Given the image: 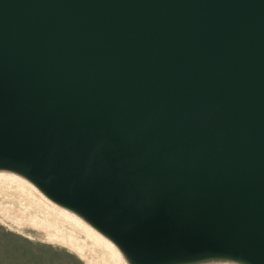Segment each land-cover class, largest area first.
Segmentation results:
<instances>
[{
    "label": "water",
    "instance_id": "95a60500",
    "mask_svg": "<svg viewBox=\"0 0 264 264\" xmlns=\"http://www.w3.org/2000/svg\"><path fill=\"white\" fill-rule=\"evenodd\" d=\"M0 169L130 264H264V0H0Z\"/></svg>",
    "mask_w": 264,
    "mask_h": 264
},
{
    "label": "rangeland",
    "instance_id": "374dc122",
    "mask_svg": "<svg viewBox=\"0 0 264 264\" xmlns=\"http://www.w3.org/2000/svg\"><path fill=\"white\" fill-rule=\"evenodd\" d=\"M0 186V264L100 263V256L105 249L101 245H91L89 240L81 257L64 246L46 241L44 231L27 221L29 213L33 214L35 209L32 206L23 209V205L29 201L26 200L28 202L24 204L19 202V198L24 197L22 192L16 191L14 183H1ZM9 218L19 219V223ZM63 227L66 233L83 237L78 228L64 224Z\"/></svg>",
    "mask_w": 264,
    "mask_h": 264
},
{
    "label": "bare ground",
    "instance_id": "6f19581e",
    "mask_svg": "<svg viewBox=\"0 0 264 264\" xmlns=\"http://www.w3.org/2000/svg\"><path fill=\"white\" fill-rule=\"evenodd\" d=\"M1 183H14L16 185V191L22 192L24 197L19 198V202L24 204L29 201L27 204L23 205V209L26 210L31 208V206L32 208L34 207L35 211L33 210V214L29 213L27 221L32 226L44 231V238L47 239L46 241L64 246L81 257L82 250L86 247L87 240H89L91 245H101L105 249L104 253L100 256L99 264H130L120 249L109 238L100 233L76 212L49 199L26 177L11 170L0 169V184ZM9 219L15 221V223H19V219ZM63 224L65 226L69 225L78 228L83 237L78 238L77 235L66 233ZM181 264L245 263L227 258H207Z\"/></svg>",
    "mask_w": 264,
    "mask_h": 264
}]
</instances>
